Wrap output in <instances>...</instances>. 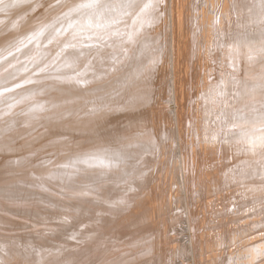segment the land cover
<instances>
[{
    "label": "bare ground",
    "instance_id": "6f19581e",
    "mask_svg": "<svg viewBox=\"0 0 264 264\" xmlns=\"http://www.w3.org/2000/svg\"><path fill=\"white\" fill-rule=\"evenodd\" d=\"M225 37L264 55V0H0V264H264V70L212 130Z\"/></svg>",
    "mask_w": 264,
    "mask_h": 264
},
{
    "label": "rangeland",
    "instance_id": "374dc122",
    "mask_svg": "<svg viewBox=\"0 0 264 264\" xmlns=\"http://www.w3.org/2000/svg\"><path fill=\"white\" fill-rule=\"evenodd\" d=\"M168 14H169V8H168ZM161 19H162V17H161ZM219 19H220V17H219ZM169 22H170V19H169ZM222 22H223V20H222ZM160 23H161V21H160ZM169 26H170V24H169ZM161 27H162V23H161ZM159 29L161 31V28H159ZM222 30L225 31V27H222ZM213 31L214 30L212 29V32ZM222 46L224 47L223 52L221 49ZM218 47L220 49L221 57L223 58V62H222L223 65L222 66L224 68V72L222 73V71L219 70V68L221 66L220 54H215L213 52L212 53V113L209 112V116H210V119H212V130H214L215 127L219 123V115L221 113V115L224 119L223 120L224 121V131L227 132L228 130H230V128H227L226 126L228 124L230 125L233 122V120L235 118L234 112L241 110L242 105H243V100L241 98L242 93L239 89V83L242 81V78L239 77L238 74L241 73L245 69H251V73L249 75L250 79H252V80L257 79L258 76H260L261 70H264V65H263L264 63L256 66L255 60L264 59V55L261 54L256 48L254 50L247 49L246 47H244V49H241L235 43V41H233L230 37L229 38L225 37L223 45H221L219 43ZM243 50H244V52H243ZM242 52H243V54H242ZM251 53H256L257 57L253 58ZM249 54H250V57H249ZM217 59H218V64L216 66L214 62ZM250 60H252V61H250ZM161 67H162V65L160 64L158 69H160ZM215 69H216V74H213ZM170 70L171 69H169V71H168L169 72L168 77L172 78L171 75H173V73ZM215 75H217V78H215ZM231 75H232V77H230ZM219 76L222 78V82L220 81ZM218 78H219V80H218ZM217 82H218V84H217ZM220 86L225 88L226 93H227L226 98L228 100V103H227L228 108L226 109L223 107V110L221 109L220 102L217 100L218 90H219ZM171 95H172V93H171ZM230 106H231V109L229 108ZM172 109H174V111L171 114L172 119L174 122H176L177 121V111H175V108H173V107H172ZM189 139H190V137H189ZM212 146H215V149L217 148L216 147V140H215L214 136L212 137ZM176 151H178V150H176ZM234 158L235 159L239 158V154H235V156L232 158V160ZM178 160H179V157L177 158V162H179ZM216 161H217V163H216ZM218 161H219V159L217 158V160H215V162L213 161V163H211V165L213 164V166L217 167L219 164ZM228 161L229 160L223 161V162L226 163ZM211 165H209V167ZM213 166H211V168ZM178 176H179L178 177L179 180L177 181V187H178V189L180 188L179 192H181L180 193L181 194L180 200H181V206H182V204L184 206V207L182 206V212H183V210L187 209L188 203H187V198H186V195L184 192L185 190L182 187L183 186V183L181 180L182 179V172L180 170V167H179V171H178ZM174 189H175V186H174ZM182 198L184 200L183 202H182ZM231 201H233V199H231ZM172 207L174 208L175 205H173ZM174 211L178 212L177 210H173L172 211L173 214L176 213ZM204 214H205L204 216H206V213H204ZM183 215L185 216V214H183ZM201 216L202 215H200V218H201ZM208 217H210V215ZM183 218H184V220H183L184 223H186L185 217H183ZM186 225L187 224H184V227H186ZM184 229L187 230V228H184ZM83 234H86V232H84ZM189 256H191V257H189ZM192 256H193L192 253L191 254L188 253L187 258H188V260L189 259H191V260L188 261L189 263L187 262V264H190V262L192 264Z\"/></svg>",
    "mask_w": 264,
    "mask_h": 264
}]
</instances>
